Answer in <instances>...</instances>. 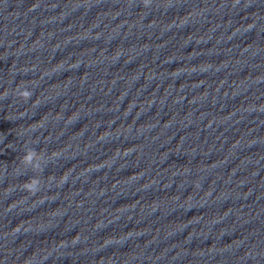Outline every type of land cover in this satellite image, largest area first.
<instances>
[{
    "label": "clouds",
    "instance_id": "clouds-1",
    "mask_svg": "<svg viewBox=\"0 0 264 264\" xmlns=\"http://www.w3.org/2000/svg\"><path fill=\"white\" fill-rule=\"evenodd\" d=\"M147 2L148 0H145L146 4ZM14 92L15 95L24 102H27L32 96L31 90L27 89L25 86L21 87L18 85ZM7 96L8 91L5 90L4 93L0 94V99L6 98ZM51 156H57V153L53 152ZM48 159H50V157H46L43 151H37L35 148L29 146L28 142H25L23 146V155L19 157L17 172L19 173L20 169L23 168L25 170H30L35 175L31 176L22 184L23 190L33 195L40 191L42 186L40 174L43 172L44 166L48 162ZM65 178L66 177L63 179Z\"/></svg>",
    "mask_w": 264,
    "mask_h": 264
}]
</instances>
